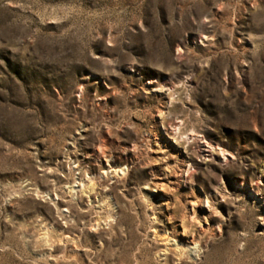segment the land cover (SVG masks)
<instances>
[{"label":"rangeland","instance_id":"374dc122","mask_svg":"<svg viewBox=\"0 0 264 264\" xmlns=\"http://www.w3.org/2000/svg\"><path fill=\"white\" fill-rule=\"evenodd\" d=\"M0 264H264V0H0Z\"/></svg>","mask_w":264,"mask_h":264},{"label":"bare ground","instance_id":"6f19581e","mask_svg":"<svg viewBox=\"0 0 264 264\" xmlns=\"http://www.w3.org/2000/svg\"><path fill=\"white\" fill-rule=\"evenodd\" d=\"M207 143V142H206Z\"/></svg>","mask_w":264,"mask_h":264}]
</instances>
